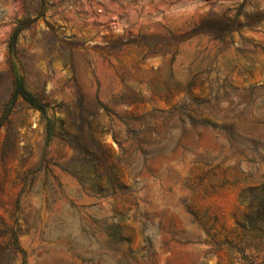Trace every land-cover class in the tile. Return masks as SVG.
<instances>
[{
	"label": "rangeland",
	"instance_id": "374dc122",
	"mask_svg": "<svg viewBox=\"0 0 264 264\" xmlns=\"http://www.w3.org/2000/svg\"><path fill=\"white\" fill-rule=\"evenodd\" d=\"M0 264H264V0H0Z\"/></svg>",
	"mask_w": 264,
	"mask_h": 264
},
{
	"label": "trees",
	"instance_id": "16d2710c",
	"mask_svg": "<svg viewBox=\"0 0 264 264\" xmlns=\"http://www.w3.org/2000/svg\"><path fill=\"white\" fill-rule=\"evenodd\" d=\"M25 21L21 22L19 25H17L10 36V43L9 47L12 48L15 44L16 37L18 33L25 28ZM14 94L16 96H20L24 101L29 103L31 106L39 110L42 114L45 113V107L39 103L37 98L31 94L24 86L22 80L20 78H16L14 81Z\"/></svg>",
	"mask_w": 264,
	"mask_h": 264
}]
</instances>
